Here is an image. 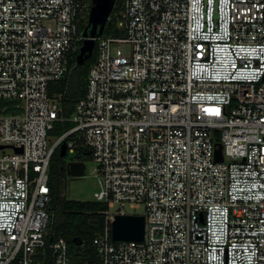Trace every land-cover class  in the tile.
I'll return each mask as SVG.
<instances>
[{"label": "built area", "instance_id": "built-area-1", "mask_svg": "<svg viewBox=\"0 0 264 264\" xmlns=\"http://www.w3.org/2000/svg\"><path fill=\"white\" fill-rule=\"evenodd\" d=\"M92 5L0 0V264H71L50 230L63 144L95 164L100 264H264V0H122L65 116L55 85ZM126 206L145 208L142 241L113 240Z\"/></svg>", "mask_w": 264, "mask_h": 264}, {"label": "trees", "instance_id": "trees-1", "mask_svg": "<svg viewBox=\"0 0 264 264\" xmlns=\"http://www.w3.org/2000/svg\"><path fill=\"white\" fill-rule=\"evenodd\" d=\"M122 0L116 2L115 9H118ZM86 25L82 26V31ZM104 37L121 36L117 24L108 22L104 31ZM96 47L93 59L85 64L78 65L76 59L73 61L72 72L68 78L55 85L57 93H65L63 99L64 115L71 116L75 103L80 100L86 92V80L90 66L97 58ZM77 58V56H76ZM77 68H83V72L77 79V89L72 90L70 77ZM74 125L66 123L57 126V133L62 135L64 131L71 129ZM66 174L65 164L56 152L51 162V187H52V222L50 230L54 233L53 240L64 238L69 245L71 264H100L94 240L104 231L107 224L105 211L108 207L97 201H77L67 199L61 190V177ZM74 238H80L82 245L77 246Z\"/></svg>", "mask_w": 264, "mask_h": 264}, {"label": "water", "instance_id": "water-1", "mask_svg": "<svg viewBox=\"0 0 264 264\" xmlns=\"http://www.w3.org/2000/svg\"><path fill=\"white\" fill-rule=\"evenodd\" d=\"M118 0H93L92 9L89 16L88 24L86 25L83 35L86 40L80 49L77 57V64L83 65L85 59L92 54L96 42L94 38L101 37L104 34L107 20L113 11ZM4 147H0L2 149ZM17 152H22L18 149ZM61 158L67 156V146L63 144L59 152ZM216 160L223 161L222 145L218 144L216 151ZM67 175L70 177H83L85 175L86 164L84 162H68L65 166ZM145 233V217L120 215L116 216L112 222V237L115 241H142ZM73 242L77 246L82 245L80 238H74Z\"/></svg>", "mask_w": 264, "mask_h": 264}, {"label": "rangeland", "instance_id": "rangeland-1", "mask_svg": "<svg viewBox=\"0 0 264 264\" xmlns=\"http://www.w3.org/2000/svg\"><path fill=\"white\" fill-rule=\"evenodd\" d=\"M95 62V61H94ZM92 66V65H91ZM90 66V67H91ZM90 69V68H89ZM83 72V68H77L73 74H71L70 81L71 85L69 86L72 90L77 89L78 83L77 79L80 74ZM8 152H10L8 150ZM59 154V153H58ZM76 156L73 154H68L62 158L63 163L66 164L72 159H75ZM86 173L83 177H70L66 174L61 177V190L63 195L70 200L77 201H93L94 193L97 191V180L93 177V171L95 164L92 161H87ZM117 207L112 208L111 210H116ZM125 211L131 215L144 216L145 208H132L126 206Z\"/></svg>", "mask_w": 264, "mask_h": 264}, {"label": "flooded vegetation", "instance_id": "flooded-vegetation-1", "mask_svg": "<svg viewBox=\"0 0 264 264\" xmlns=\"http://www.w3.org/2000/svg\"><path fill=\"white\" fill-rule=\"evenodd\" d=\"M94 50H95V49H94ZM93 57H94V51H93L92 54H89V57H88L87 59H85V62H84L83 65L89 63V62L93 59Z\"/></svg>", "mask_w": 264, "mask_h": 264}]
</instances>
